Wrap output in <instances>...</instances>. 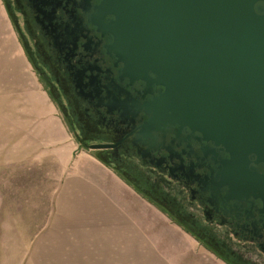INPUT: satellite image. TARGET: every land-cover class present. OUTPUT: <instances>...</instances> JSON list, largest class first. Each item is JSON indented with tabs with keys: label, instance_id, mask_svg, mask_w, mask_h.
I'll return each mask as SVG.
<instances>
[{
	"label": "flooded vegetation",
	"instance_id": "flooded-vegetation-1",
	"mask_svg": "<svg viewBox=\"0 0 264 264\" xmlns=\"http://www.w3.org/2000/svg\"><path fill=\"white\" fill-rule=\"evenodd\" d=\"M1 2L24 54L78 146L103 145L92 150L99 160L140 187L217 257L251 264L238 252L242 249L264 264L262 202L229 198L227 188L216 185L212 176L219 163L204 152L208 143L189 129L139 134L148 115L134 112L151 95L144 93L142 80L122 76L123 64L108 48L113 37L94 16L101 0ZM159 89L155 86V93Z\"/></svg>",
	"mask_w": 264,
	"mask_h": 264
},
{
	"label": "water",
	"instance_id": "water-1",
	"mask_svg": "<svg viewBox=\"0 0 264 264\" xmlns=\"http://www.w3.org/2000/svg\"><path fill=\"white\" fill-rule=\"evenodd\" d=\"M95 9L122 76L151 95L134 112L148 115L139 134L198 133L218 159L216 185L259 199L264 214V0H101Z\"/></svg>",
	"mask_w": 264,
	"mask_h": 264
},
{
	"label": "crops",
	"instance_id": "crops-1",
	"mask_svg": "<svg viewBox=\"0 0 264 264\" xmlns=\"http://www.w3.org/2000/svg\"><path fill=\"white\" fill-rule=\"evenodd\" d=\"M55 154L52 209L17 264H195L196 248L227 264L97 156L66 143Z\"/></svg>",
	"mask_w": 264,
	"mask_h": 264
},
{
	"label": "rangeland",
	"instance_id": "rangeland-1",
	"mask_svg": "<svg viewBox=\"0 0 264 264\" xmlns=\"http://www.w3.org/2000/svg\"><path fill=\"white\" fill-rule=\"evenodd\" d=\"M65 143L95 154L78 146L0 0V264H17L18 247L28 244L51 211L61 176L55 152ZM195 252V264H221ZM238 252L251 264H263L255 254Z\"/></svg>",
	"mask_w": 264,
	"mask_h": 264
},
{
	"label": "trees",
	"instance_id": "trees-1",
	"mask_svg": "<svg viewBox=\"0 0 264 264\" xmlns=\"http://www.w3.org/2000/svg\"><path fill=\"white\" fill-rule=\"evenodd\" d=\"M125 179V178H124ZM129 184H131L137 191H139L140 193H142L144 196H146L145 193H143L140 189V187H138L136 184L132 183L131 181L125 179ZM147 197V196H146Z\"/></svg>",
	"mask_w": 264,
	"mask_h": 264
}]
</instances>
